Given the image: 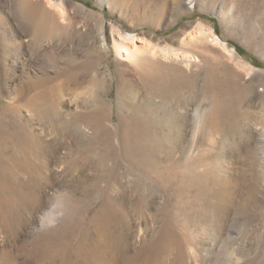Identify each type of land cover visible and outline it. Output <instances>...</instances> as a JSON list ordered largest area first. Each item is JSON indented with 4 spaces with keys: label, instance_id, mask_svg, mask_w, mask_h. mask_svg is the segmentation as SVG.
<instances>
[{
    "label": "bare ground",
    "instance_id": "6f19581e",
    "mask_svg": "<svg viewBox=\"0 0 264 264\" xmlns=\"http://www.w3.org/2000/svg\"><path fill=\"white\" fill-rule=\"evenodd\" d=\"M42 1L15 4L27 44L0 39L20 70L1 75L0 264H264V78L200 22L155 38L98 14L80 60L74 19ZM177 3L168 28L198 2Z\"/></svg>",
    "mask_w": 264,
    "mask_h": 264
},
{
    "label": "rangeland",
    "instance_id": "374dc122",
    "mask_svg": "<svg viewBox=\"0 0 264 264\" xmlns=\"http://www.w3.org/2000/svg\"><path fill=\"white\" fill-rule=\"evenodd\" d=\"M54 1H57V3L59 2V0ZM250 1L251 0H197L198 3L196 7L181 16L174 26L168 28L167 26L171 21L170 12H176L178 10L177 0H61V12L65 13L68 18L74 19L73 29L75 32L79 33V35L81 34L80 46L76 47L77 43H72L65 47L68 50H73L75 48L74 51L77 52L81 60L82 49L87 44L86 41L84 42L86 38L82 33V25L89 23V25L92 27L94 26L93 28L97 30L99 24L96 15L98 14H102L104 19L112 21L124 31L138 36L143 35L145 37L150 34L155 38L168 37L178 31L183 25L190 23L195 25V23L200 22L203 27H212L217 36H220L229 46L236 49L239 56L258 71L257 78H264V12H250L249 7L250 3H252V1ZM16 2L17 0H0V39L6 40L9 44H22L29 40L14 10ZM31 2L43 3L42 0H31ZM228 4L235 5L233 11L235 12L233 13L235 14L234 24H232L233 22H226L218 17L219 12H227L226 7ZM263 8L264 4L261 9ZM56 9L59 10L58 7ZM44 12L48 11L45 10ZM84 12L91 14L87 15V13ZM158 12H162V14H158ZM151 22L154 23V27L152 28L147 25ZM189 29L190 28H187L186 31H189ZM27 43L28 42H25V44ZM28 53L29 52L25 53V55H28ZM0 54V99L6 101L10 99L12 82L8 80L6 83H3L1 75L7 73L19 76L20 70L12 71L13 69H11V66L13 65V59L4 58L2 56L1 47ZM113 62L114 55L107 59V68L112 69L114 67ZM104 70H106L105 67L102 68V71ZM114 95L115 90L112 91L110 97ZM200 131L196 133L195 137L196 141L202 142L205 137L207 138V134L202 137ZM186 139H190V132L188 131ZM224 149L226 157L222 160V163L225 165L224 168L232 173L236 168L241 166L243 153H227L228 145H226ZM261 194L262 193L258 194L259 199L263 197V194L262 196ZM87 213V208L83 209L82 215H86ZM155 233L156 232H151L147 238L151 239ZM237 247L246 249L248 247L247 238L243 237L242 242L239 241V244L235 246V248Z\"/></svg>",
    "mask_w": 264,
    "mask_h": 264
}]
</instances>
